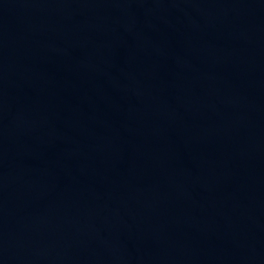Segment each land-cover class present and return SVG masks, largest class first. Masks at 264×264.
I'll list each match as a JSON object with an SVG mask.
<instances>
[{
	"label": "water",
	"instance_id": "water-1",
	"mask_svg": "<svg viewBox=\"0 0 264 264\" xmlns=\"http://www.w3.org/2000/svg\"><path fill=\"white\" fill-rule=\"evenodd\" d=\"M0 264H264V0H0Z\"/></svg>",
	"mask_w": 264,
	"mask_h": 264
}]
</instances>
